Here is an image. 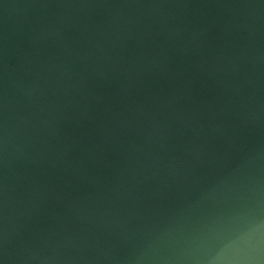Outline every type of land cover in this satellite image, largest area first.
<instances>
[{
    "label": "water",
    "instance_id": "95a60500",
    "mask_svg": "<svg viewBox=\"0 0 264 264\" xmlns=\"http://www.w3.org/2000/svg\"><path fill=\"white\" fill-rule=\"evenodd\" d=\"M0 264H264V0H0Z\"/></svg>",
    "mask_w": 264,
    "mask_h": 264
}]
</instances>
